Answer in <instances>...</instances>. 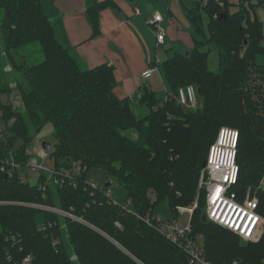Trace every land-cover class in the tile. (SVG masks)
I'll return each mask as SVG.
<instances>
[{"label": "trees", "instance_id": "16d2710c", "mask_svg": "<svg viewBox=\"0 0 264 264\" xmlns=\"http://www.w3.org/2000/svg\"><path fill=\"white\" fill-rule=\"evenodd\" d=\"M103 5L97 2L89 9L94 36L99 34ZM203 5L211 17L209 34L203 29L199 0L187 12L197 34L194 47L188 54L173 50L162 63L173 95L158 97L144 84L137 108L146 110L138 113L131 98L116 94L112 65L84 67L75 50L60 42L42 0H0V111L8 125L6 137L0 136V157L12 150L26 165L33 140L52 122L50 157L56 170L77 163L85 169L75 188L47 183L45 174L33 184L22 181L20 171H0V264H23L29 254L30 264H190L185 253L151 225L122 204H113L106 195L108 186H88L93 166L124 186L125 200L139 215L155 213L167 200L177 218L178 205L197 200L191 223L208 259L264 263V232L257 242L246 241L203 221L205 190L199 188L211 142L221 127L240 132L237 190L243 194L248 186L255 187L264 174V64L256 61L258 52L264 54V35L261 21L251 13L264 0H209ZM232 5L238 9L231 12ZM223 13L227 17L219 19ZM209 42L219 51L218 70L211 68L208 51L202 48ZM32 43L39 45L42 60H32ZM8 65L11 78V72H5ZM189 84L197 89L196 109H185L176 97L179 88ZM12 91L20 96L24 111H12L3 100ZM260 199L264 214V193ZM42 206L82 216L93 226ZM54 239H59L57 245ZM73 251L78 263L70 259Z\"/></svg>", "mask_w": 264, "mask_h": 264}, {"label": "built area", "instance_id": "2783aa9c", "mask_svg": "<svg viewBox=\"0 0 264 264\" xmlns=\"http://www.w3.org/2000/svg\"><path fill=\"white\" fill-rule=\"evenodd\" d=\"M208 1L201 0L204 4H207ZM153 16L154 18L150 23L157 31V44L161 45L166 40V30L162 26L165 17L158 10ZM157 69L156 67L147 68L142 74L145 78H151ZM5 70L11 72L12 67L8 65ZM168 97L165 98L167 99ZM176 97L185 109H196L200 104L197 89L191 84L180 87ZM1 117L2 110L0 111V136L6 137L8 125ZM221 129L199 178V188L205 190L206 208L204 214H206L208 220L237 233L244 240L257 242L261 239L264 232V214L261 213L262 200L260 199V194L264 193V174L255 187L248 186L243 194L237 190L240 178V164L237 158L240 132L234 127H222ZM50 152L40 144L37 149L32 148L31 158L26 162V165H22L11 150L5 157H0V171L6 172L7 175L20 171L21 179L26 183H31V177L33 176L39 180L45 174L48 178L47 183L59 186L70 183L74 188L77 187L85 169L77 163L73 168L56 170L54 163L53 165L46 163L47 160L51 159ZM87 184L93 189L101 187L90 178ZM105 190L106 195L113 204H122L126 212L141 218L147 225H151L156 232L164 236L167 241L179 247L185 253L190 264H246L239 258L225 263H217L207 258L204 245L200 240L201 236L194 234L191 223V216L199 205L197 200L189 208L181 205L177 206L178 215L179 213H187L190 217L186 224L181 225L178 221V215L174 219H163L156 216L155 213L139 215L130 208V200L114 201L111 199L110 190L108 188ZM42 208L50 209L60 216H67L71 220H78L91 227L82 216L74 215L59 208L49 206H42ZM116 225L118 227L122 226L120 221H117ZM62 227L67 230L65 222H63ZM66 237H69V235ZM10 238L12 240L16 239L13 235ZM58 243L59 239H54L53 245ZM70 259L74 263L79 262V256L75 251L72 252ZM31 261L32 255L29 254L23 260V264H30Z\"/></svg>", "mask_w": 264, "mask_h": 264}, {"label": "crops", "instance_id": "0c3cea01", "mask_svg": "<svg viewBox=\"0 0 264 264\" xmlns=\"http://www.w3.org/2000/svg\"><path fill=\"white\" fill-rule=\"evenodd\" d=\"M144 1L42 0V5L45 13L52 19L58 39L66 48L75 50L81 65H112L118 81L116 94L120 98L128 97L133 102H138L137 94L144 84L153 88L158 97L165 98L169 92L163 79L165 73L162 63L175 49L162 48L168 38L166 29L165 42L157 44V31L150 23L153 15L157 10L162 13L165 17L162 26L167 18L172 21L178 19L173 8L169 6L170 0H166L168 7L165 13L156 4L155 7L148 6ZM97 2H103L104 5L100 10L99 34L94 36L89 9ZM141 5L145 8V13ZM152 67L158 68L157 71L151 78H145L143 71ZM159 80L162 81L163 91L155 87Z\"/></svg>", "mask_w": 264, "mask_h": 264}, {"label": "rangeland", "instance_id": "374dc122", "mask_svg": "<svg viewBox=\"0 0 264 264\" xmlns=\"http://www.w3.org/2000/svg\"><path fill=\"white\" fill-rule=\"evenodd\" d=\"M148 6L152 5L155 7V4L157 6V8H159L163 13H165V10L168 7V1L166 0H145L144 1ZM199 1L196 0H170L169 6L171 8H173V10L175 11V15L178 17V19H176L175 21L170 20L169 18L166 19L165 23L163 24V28L167 30V42L165 44V46H163L162 48L165 50H171V49H175L177 51H180L184 54H186L187 52H189L193 47H194V39L193 37L196 36V32L193 29L190 20L188 18L187 12L188 9L190 7H197ZM204 3L201 2V15H202V19H203V29L205 31V33L208 35L209 34V29H208V23L210 22V15L208 13V11L203 10V5ZM140 7H142L144 13H145V8L141 5ZM238 9L237 5H232L230 8V11L233 12L235 10ZM251 13L252 16L255 18L256 16L258 17V19L261 21L262 23V27H263V35H264V5H256L255 9H251ZM156 34V33H155ZM262 42L264 44V38L262 39ZM204 50L208 51V58H209V64L211 66V68L213 70H218L219 69V63H220V57H219V51L218 48L216 46L215 43L209 42L208 44H205L202 47ZM30 49L33 50L32 51V60L34 61H40L43 58V53L39 47V45L37 43H32V45L30 46ZM3 49L1 50V46H0V55H3ZM162 52V51H161ZM165 52V51H164ZM163 52V53H164ZM164 55V54H163ZM256 61L257 63H262L264 64V54L258 52V54L256 55ZM6 73H10L7 72L5 70ZM14 74H12L11 72V77H13ZM163 79L165 82L166 87L168 88L169 91V95L172 92V89L170 88L167 79L165 77V75H163ZM160 81V83H159ZM156 83V88L159 91H163L164 88H162V81L159 80ZM16 85L15 84H11V88L14 89ZM12 94L10 96H6L3 95V100H5L7 102L8 107H11L12 111L15 110H21L24 111L23 107H22V102L20 100V96H18V94H16L15 92L13 93V91L11 92ZM159 94V93H158ZM166 95L169 96V95ZM172 94V93H171ZM160 95V94H159ZM173 95V94H172ZM135 104L136 109L137 108V102H133ZM141 111V109H140ZM139 109L137 110V112H140ZM143 112V111H141ZM15 117H12V121L14 120ZM222 128V127H221ZM220 128V131L222 130ZM220 131L217 132V134L215 135V137L213 138L212 142H211V146H210V150L212 148V146L214 145V143L217 141ZM54 125L52 122L47 123L44 128L37 134V137L33 140L32 144H31V149L32 148H38V146H40V144H42L45 141H49L51 143L54 144L55 142V137H54ZM21 143V141H20ZM210 153V151H209ZM208 158V157H207ZM46 163L53 165L52 159H49L46 161ZM88 177L90 179H92L93 181L96 182L97 185L103 187L104 185H106L109 181H113V183L108 186V190H110L111 194V199L114 201H119L122 200L124 201L126 199L127 196V190H125L124 186L120 185L119 182H117L108 172H106L104 169L102 170L99 167H91L89 169L88 172ZM38 181V179L36 177H31V183H36ZM193 203H191L192 205ZM191 205H186L185 207H191ZM182 206V205H181ZM155 215L159 216L160 218L163 219H174V215H173V209L170 205V203H168L167 200L162 201L161 204H159L156 207L155 210ZM189 215L187 213H179L178 215V221L181 225H184L188 222L189 220ZM87 223L91 226H93L91 223H89L87 221ZM117 223V221L115 222V224ZM202 241V239H200Z\"/></svg>", "mask_w": 264, "mask_h": 264}, {"label": "water", "instance_id": "95a60500", "mask_svg": "<svg viewBox=\"0 0 264 264\" xmlns=\"http://www.w3.org/2000/svg\"><path fill=\"white\" fill-rule=\"evenodd\" d=\"M218 17H219V19H225V18L227 17V14L223 13V15H220V16H218ZM246 42H247V40H246ZM188 53H189V52H187L186 54H188ZM42 146H43V148L46 149L47 151H52V150H53V146H54V144L51 143V142H49V141H45V142L42 143ZM6 176H7V175H6ZM112 183H113V181H109V182L106 184V186H110ZM202 216H203V221L208 220L206 214H203Z\"/></svg>", "mask_w": 264, "mask_h": 264}]
</instances>
